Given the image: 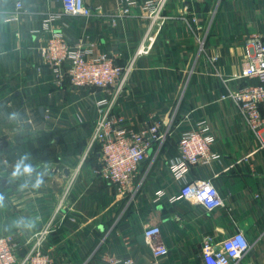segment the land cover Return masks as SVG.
<instances>
[{
	"label": "crops",
	"instance_id": "crops-1",
	"mask_svg": "<svg viewBox=\"0 0 264 264\" xmlns=\"http://www.w3.org/2000/svg\"><path fill=\"white\" fill-rule=\"evenodd\" d=\"M17 1L0 0V12ZM86 4L101 14L46 24L49 14L62 11L61 0H26L20 21L5 23L0 15V234L14 236L27 252L62 204L55 231L42 244L57 264H105L109 256L149 264L145 232L154 225L161 228L155 242L169 249L160 264H204V239L219 246L237 231L251 244L245 264H264V148L236 104L220 100L229 89L259 83L237 77L244 40L264 35V0L169 1L165 14L172 20L152 51L136 59L116 106L136 131L157 124L164 139L153 144L132 188L123 192L98 176L101 147L90 146L95 101L105 92L58 83L39 48L62 33L71 44L85 41L94 54L125 67L147 23L113 20L117 0ZM185 20L196 24L190 28ZM200 120L209 122L220 158L179 180L170 167L179 157L178 141ZM209 179L223 208L210 213L171 201L183 184Z\"/></svg>",
	"mask_w": 264,
	"mask_h": 264
},
{
	"label": "built area",
	"instance_id": "built-area-1",
	"mask_svg": "<svg viewBox=\"0 0 264 264\" xmlns=\"http://www.w3.org/2000/svg\"><path fill=\"white\" fill-rule=\"evenodd\" d=\"M25 1L18 0L13 8L0 12L5 23L20 21L26 10ZM169 1L117 0L118 12L111 16L113 20L139 17L147 23L146 36L135 58L125 67L117 64L113 57L94 54L92 45L85 41L71 44L62 33L53 34L39 48L45 63L53 69L58 83L64 81L76 89L96 88L105 92L95 101L97 115L93 121L90 146L99 144L101 147L103 165L97 172L98 176L116 185L122 192L132 188L153 144L164 139L157 124L136 131L116 112V106L136 59L152 51L157 35L172 20V17L165 14ZM61 4L62 11L49 14L46 24L64 17L91 19L101 14L99 7L95 9L88 6L86 0H61ZM136 9H139L138 14L134 12ZM185 21L190 28L196 24L194 20ZM244 48V64L237 79H257L259 83L237 90L229 89L220 100L231 99L236 104L249 131L264 148V115L261 111L264 107V35H249L244 40ZM215 143L216 139L207 120H200L185 131L178 141L179 157L170 166L176 178L182 180L191 168L207 167L218 161L220 155L213 149ZM171 201L192 202L210 213L225 205L212 179L183 184L178 197ZM60 205L51 222L34 234V243L23 257L19 255L21 247L15 237L0 234V264H57L53 254L42 249V244L55 231V221L62 210ZM160 235L161 228L157 225L149 227L145 232L152 247V261L149 264H160L161 259L169 254L166 246L155 242ZM250 249L251 244L241 231L223 240L219 246L213 243L211 237H206L203 241L204 264H245ZM105 264H135V260L109 256Z\"/></svg>",
	"mask_w": 264,
	"mask_h": 264
},
{
	"label": "trees",
	"instance_id": "trees-1",
	"mask_svg": "<svg viewBox=\"0 0 264 264\" xmlns=\"http://www.w3.org/2000/svg\"><path fill=\"white\" fill-rule=\"evenodd\" d=\"M96 89V88H95ZM261 111H262V108H261ZM27 252L25 251L24 253L22 252V251H20L19 252V255L21 256V257H23V256H25V254H26Z\"/></svg>",
	"mask_w": 264,
	"mask_h": 264
}]
</instances>
